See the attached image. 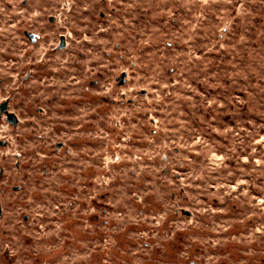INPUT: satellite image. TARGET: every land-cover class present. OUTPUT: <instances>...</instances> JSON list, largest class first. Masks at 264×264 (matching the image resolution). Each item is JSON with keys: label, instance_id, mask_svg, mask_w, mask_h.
<instances>
[{"label": "rangeland", "instance_id": "rangeland-1", "mask_svg": "<svg viewBox=\"0 0 264 264\" xmlns=\"http://www.w3.org/2000/svg\"><path fill=\"white\" fill-rule=\"evenodd\" d=\"M0 264H264V0H0Z\"/></svg>", "mask_w": 264, "mask_h": 264}, {"label": "water", "instance_id": "water-1", "mask_svg": "<svg viewBox=\"0 0 264 264\" xmlns=\"http://www.w3.org/2000/svg\"><path fill=\"white\" fill-rule=\"evenodd\" d=\"M5 104L2 105V110H4ZM9 122L13 125H16V118L13 115H9Z\"/></svg>", "mask_w": 264, "mask_h": 264}, {"label": "flooded vegetation", "instance_id": "flooded-vegetation-1", "mask_svg": "<svg viewBox=\"0 0 264 264\" xmlns=\"http://www.w3.org/2000/svg\"><path fill=\"white\" fill-rule=\"evenodd\" d=\"M1 231H2V229H1Z\"/></svg>", "mask_w": 264, "mask_h": 264}]
</instances>
